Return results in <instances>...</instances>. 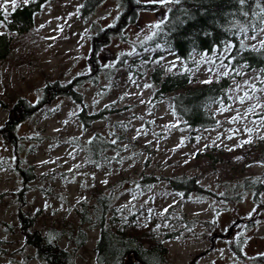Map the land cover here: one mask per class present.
<instances>
[{
	"label": "rangeland",
	"instance_id": "rangeland-1",
	"mask_svg": "<svg viewBox=\"0 0 264 264\" xmlns=\"http://www.w3.org/2000/svg\"><path fill=\"white\" fill-rule=\"evenodd\" d=\"M136 1L141 6L131 21L120 0H100L92 16L81 15L83 0H50L35 16L32 33L17 37L8 59L0 61V264H46L25 244V227L52 241L79 226L88 234L83 247L76 250L67 237L57 245L76 251V264H96L100 233L80 215L82 209L94 211L99 192L121 217L138 213L137 236L144 242L149 214L176 219L173 231L179 235L165 242L168 264H248L264 253V193L255 203L253 189L264 166L248 163L255 140L264 136V75L236 69L228 104L213 108L217 125L191 132L171 108V95L154 105L146 60L134 67L143 77L118 68L123 56L138 60L154 53L144 45L172 4ZM26 2L15 0L16 6ZM11 9L12 0H0L2 15ZM120 19L125 23L119 31L106 35ZM245 41L263 49L264 28ZM226 55L196 56L190 67L172 52L154 61L165 73L190 72L192 86H199L231 72ZM54 81L73 85L86 111L103 110L106 119L86 127L80 105L58 96L10 131L14 102L24 97L37 103L46 83ZM96 132L113 145L108 154L97 153V160L86 144ZM219 149L223 161L211 166L206 155ZM148 174L193 176L205 193L186 197L164 179L145 186L140 179ZM124 264L140 263L128 256Z\"/></svg>",
	"mask_w": 264,
	"mask_h": 264
},
{
	"label": "trees",
	"instance_id": "trees-1",
	"mask_svg": "<svg viewBox=\"0 0 264 264\" xmlns=\"http://www.w3.org/2000/svg\"><path fill=\"white\" fill-rule=\"evenodd\" d=\"M50 0H30V2L19 3L18 6L7 12L6 16L0 12V61L8 59L13 47L14 40L20 36L31 34L36 22V15L43 10L44 4ZM100 0H83V6L80 9L81 15L92 16V11L100 3ZM102 1V0H101ZM125 6L124 16H131L133 21L137 16V10H140L136 0H120ZM166 13L160 18L158 30L153 38L144 46L149 49H156L153 54L143 56L142 59H129L123 56L118 62V68H126L130 74H139L141 77L146 75L138 72L134 68L140 60H146L150 68L149 81L154 86L152 95L154 105L162 102L171 95V108L178 118L184 120L185 125L194 129L212 128L217 125L213 108L217 105L228 104L230 98L228 88L231 86V79H234L236 69L240 67L250 72L256 71L264 75V48H255L246 44V39L254 35L259 29L264 28V0H172L165 6ZM123 16V17H124ZM122 17V19H123ZM120 19L117 27L108 28L109 32L119 31V27L124 25L125 21ZM228 50V51H227ZM225 51L226 66L229 72L227 75H220L216 80L204 83L199 86H192L190 72H167L157 63L156 58L166 52H172L177 59L182 60L186 66H191L193 58L196 56L213 55ZM59 82V81H58ZM58 82L46 83L43 93L37 103L27 101L24 97L18 98L13 105L14 118L7 121L6 127L9 130L17 128V124L24 119L35 116L41 107L46 106L52 99L58 96L66 97L80 105L79 120L86 127L104 121L106 118L103 110L96 114L88 113L85 108V102L81 94L68 84H59ZM76 84V83H75ZM56 91L49 94V88ZM20 108V110H18ZM19 111L16 115L15 112ZM98 132L87 142V146L94 153L97 160V153L108 154L113 145L107 143L105 138L97 135ZM97 135V136H96ZM257 142L253 152L249 153L251 162H259L264 166V136L255 140ZM215 149V148H214ZM209 163L211 166L219 165L224 158L222 150L209 152ZM211 160V161H210ZM166 180L169 189L182 193L188 197L191 194L202 195L203 185L198 178L193 176L172 175L171 177L161 178L156 175L148 174L142 176L140 183L143 185L159 184L161 180ZM253 189L255 190L254 202H259V197L264 193V172L256 176L253 180ZM94 211L90 212L82 209L80 220L86 225L90 223L100 233L96 240V264H124L128 256H133L140 264H168V250L166 241L174 240L179 233L173 231L178 226L176 219L171 220L166 214L152 219V213L147 218V228L149 236L143 233L145 242L137 236L139 227L137 226L136 214H128L121 217L118 215V209L111 205L110 197L103 192H99L97 202L93 206ZM181 219L180 217H178ZM167 220V221H166ZM182 220V219H181ZM21 221L25 224L24 218ZM29 226H33V219L29 218ZM180 222V221H179ZM190 222V221H189ZM169 224L172 228H166ZM26 225V224H25ZM83 226L75 229L71 227L66 236L55 234V240H49L48 236H42L37 231L23 230L26 238V245L35 249L34 257L38 261L46 264H76L74 250L62 249L57 245V241L67 237L76 247H83L87 242L88 234L83 230ZM157 228L155 233L154 229ZM135 232L136 236L133 234ZM248 264H264V253L260 256H253L247 261Z\"/></svg>",
	"mask_w": 264,
	"mask_h": 264
},
{
	"label": "snow or ice",
	"instance_id": "snow-or-ice-1",
	"mask_svg": "<svg viewBox=\"0 0 264 264\" xmlns=\"http://www.w3.org/2000/svg\"><path fill=\"white\" fill-rule=\"evenodd\" d=\"M12 6H13V8H15V6H16L15 0H12ZM241 102H243V101H241Z\"/></svg>",
	"mask_w": 264,
	"mask_h": 264
},
{
	"label": "water",
	"instance_id": "water-1",
	"mask_svg": "<svg viewBox=\"0 0 264 264\" xmlns=\"http://www.w3.org/2000/svg\"><path fill=\"white\" fill-rule=\"evenodd\" d=\"M235 223V222H234Z\"/></svg>",
	"mask_w": 264,
	"mask_h": 264
}]
</instances>
